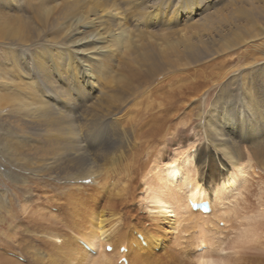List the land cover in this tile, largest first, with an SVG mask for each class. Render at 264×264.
Wrapping results in <instances>:
<instances>
[{
  "label": "bare ground",
  "instance_id": "6f19581e",
  "mask_svg": "<svg viewBox=\"0 0 264 264\" xmlns=\"http://www.w3.org/2000/svg\"><path fill=\"white\" fill-rule=\"evenodd\" d=\"M65 2L61 5L55 2L47 4L48 10L40 16V21L45 18V15L53 12L52 19L50 18L51 26L59 24L66 28H73L80 23L88 25L86 19L93 22L95 21L94 18L100 26L96 31H90L89 35H81L75 41V44L87 41L91 43V46H74L73 49L66 42L58 43L56 46H58L59 52H51L52 59L49 63L41 57L37 59L40 54L32 60L10 57L8 64L13 65L11 72L13 71L16 76L12 77L14 80L13 92L8 93L0 90V120L1 118L10 119V115L3 110L8 105L13 106L15 119H12L8 127H4L7 134L0 139V145L4 146L0 155V173L3 174L4 172L5 176H10L14 184H27L25 182L27 177L18 171L25 164L17 163L24 161V163L29 162L30 164L31 162L33 164V161L36 160L37 163L32 169L47 173V176L57 181V185L63 186V192H65L75 188L81 189L80 184L85 180H94L95 186L103 183L107 178L105 175L107 170L100 160H105L106 156H110L109 161L111 159L114 163L120 161L127 166L129 171L136 169L139 165L140 180L136 183L132 181L124 183L115 193L116 197L115 199L112 198L109 207L112 217L108 223L105 222L104 214L99 211L100 199L96 197L93 202L87 203L82 209L75 211L76 216L79 214L80 218L78 222L80 233L75 232L78 233L75 235L64 230H53V226L57 224L58 216L47 207L34 206L28 208L27 205H22L27 221L32 223L34 227L30 229L29 223L22 225V228L14 225L18 230L6 233L8 236L2 238L5 240L3 245H0V264H27L21 258H26L28 255L34 258L32 264H126L125 262L132 264L136 261V264H177L178 262L180 264H238L231 263L232 260L224 255L227 253L223 246L226 239L223 238L230 231L228 228L226 230V227L231 225L240 229L237 231L234 229L235 231L231 232L234 234L231 235L232 242L237 241L243 244L250 239L252 240L251 245H243L246 248L257 247L253 240L259 238L260 235L253 231L254 226L253 229L251 226H245V222L243 223L240 219L236 218L235 221L238 220L239 222L232 224L233 216L245 211L247 206L246 203L244 204L246 201L244 190L250 188L247 185L244 186V190L239 188L237 195H233L231 199L227 198V195L232 192L237 184L232 177V172L229 173L228 163L232 162L233 164L235 161L245 159L244 149H246L264 168V73L247 75L242 81L240 78V81L233 82L235 84L233 87H227L228 89L224 90L220 97L211 102L205 97L206 99L201 102L199 110L196 111V119H198L196 132L203 133L205 139L203 145H205L204 147L208 146L209 151L212 150L214 155L205 151L204 153L202 146H198L196 157L199 160L197 162L192 153L183 149H176L171 153L169 147L161 150L159 145L150 144L148 147L147 144L146 147L143 146L144 151H150L146 158L139 155L132 157L131 144L138 142L140 137L138 138L137 134H131L133 131L130 128L133 127L136 119H143L144 115H147L148 110L151 109L150 104L138 112L129 110L124 117L125 122L122 123V130L115 138L102 134L101 138H96L93 141L89 135V130L82 133L83 128H78L75 115L63 109V103L59 100L68 96L69 89L58 85L51 71L66 73L74 78L87 76L86 82L71 81L73 89L76 93H80V96L86 87L98 85L96 71L105 69L108 64L107 61H103L104 56L108 54L105 51L114 45L117 51L121 52L122 50L120 57L128 54L124 59L126 66H129V74L123 73L115 78L118 81L117 88L120 89L119 92H121V88H124V90L136 94L143 90L142 83L144 81L150 82L154 76L163 71L161 70L162 62L173 58L171 55L159 53V51L155 53L152 49L146 52L145 49L141 50L137 45H134L126 35L128 32L123 21L117 17L119 16L118 12H115L114 16L110 14L112 0H65ZM252 3L257 5L254 0ZM261 7V11L264 12V4ZM54 8L56 10L52 11ZM243 10V14L249 17V20L255 18L254 11ZM65 20L67 23L61 24ZM227 25V30L235 36L227 33L223 27L217 28V33L220 36L214 41H221L220 44H217V50H225L235 46L245 38V34L247 38L251 37L250 39L255 36L251 34L254 29L252 24H240L237 21V23L233 22V24ZM46 31L47 26L37 25L28 16L23 17L19 13H8L0 10V40H7L14 46L22 44L27 48L28 44L36 45L42 41L39 38ZM211 36L215 37L214 34ZM35 48L38 49L39 53H45L43 47L35 46ZM30 49H23L20 52L25 50L30 52ZM261 51L264 53V50ZM83 52L86 53L88 59H83L82 56L77 58V55L74 54H83ZM259 60L260 58L254 55L251 61L245 64L258 65ZM133 61L137 62L136 66L132 64ZM3 69L4 73L9 71L8 67H3ZM23 77H27V80ZM112 77V70H108L104 77L100 78L107 83ZM30 78L34 79V82L33 80L30 81ZM9 80H11L10 77ZM36 86L45 92L52 91L51 96L54 103L43 97V93L41 95ZM66 99L68 100V98ZM70 100L64 101L68 104V109L74 105L73 101ZM161 102L165 101L161 100ZM108 103V101L96 102L89 111L90 115L93 117L107 115L110 113L106 107ZM160 104L162 111H171L172 107L175 106L173 102ZM155 110L159 111V108ZM23 115L45 125L43 130L34 132L42 139L44 138V143H34L16 137V135L28 134L29 131L24 130L20 124ZM162 116L165 121L169 120V116ZM193 116L195 115H189L190 119ZM111 118L112 124L117 128L119 118L114 115ZM183 123H189V118H186ZM15 124L22 128H16ZM174 125V123L166 122L165 125L158 127L159 133L156 134L160 135L159 138L164 137L163 141L167 146L168 142L173 141L174 143L177 139L170 140L167 135L172 132L171 128ZM110 140L115 145L111 154L110 150L102 151L103 143ZM91 141H93V146ZM88 149H92L90 153L87 152ZM31 154L34 157L26 161V158ZM5 157L9 158L11 167L5 166L3 161ZM216 162L219 164V178L222 181L219 180L218 184L215 185L212 184L211 177L218 175L217 171L214 172L216 168L213 169V173H208L210 177L208 182L204 180L206 179L205 172L199 176H196V173L191 176L182 173L186 171V168L191 170V167L197 163L199 166L204 165L209 170ZM59 181L61 184H58ZM118 197L121 198L118 199ZM204 197L211 199L209 210H204L201 207V209H195L193 202L202 200ZM123 202L137 203L139 210L143 209L146 212L145 215L136 221L130 219V223H128L126 219L128 213L121 211L122 208L119 207V204ZM0 206L1 208L5 206V194L3 192H0ZM262 211L261 215L264 216V209H261ZM261 212L259 210L258 213ZM243 213L247 214V211ZM134 218L133 216L132 219ZM126 224L133 225L135 229ZM223 227H225L224 230H222ZM14 234L18 235L19 241L16 240L17 243L12 245V242L9 241ZM79 237L83 238L81 242L77 240ZM173 237L174 240L170 244L169 241ZM135 238L137 241L133 240ZM118 240L120 242L116 246ZM252 243L255 245L254 247ZM108 244L112 245L109 250L106 248ZM121 245L125 249L122 250ZM168 246H175V248L168 250ZM250 250L247 249V254L250 253ZM20 251L24 253L22 254ZM251 251L253 252V250ZM251 254L248 256L251 257ZM122 256L125 257V260L122 259L119 262ZM261 257V262L264 264V253H261Z\"/></svg>",
  "mask_w": 264,
  "mask_h": 264
},
{
  "label": "rangeland",
  "instance_id": "374dc122",
  "mask_svg": "<svg viewBox=\"0 0 264 264\" xmlns=\"http://www.w3.org/2000/svg\"><path fill=\"white\" fill-rule=\"evenodd\" d=\"M254 1L257 5H253L252 0H112L110 14L113 15L115 12H118L120 17H117L118 19L121 18L120 20L123 21V25L128 32L126 35L134 45H137L141 50L145 49L146 52L152 49L155 53L159 51V53L169 54L173 59L162 62L161 70L163 71L154 76L150 82L144 81L142 83L143 90L135 94L132 91L121 88V92H119L120 89L117 88L118 81L115 78L123 73L129 74V66H126L124 59L128 54L124 57H120L122 56V50L121 52L117 51V48H114L113 45L110 49L105 51L108 53L103 59L104 62H108L105 69L96 71L98 75V85L95 87H86L87 90L84 89L80 96V93H76L73 89L71 81L86 82L88 80L87 76H78L74 78L72 75L66 73L51 71L53 72V74H51L56 80V83L69 89V94L66 98H68V100L71 99L70 101H73L74 105L68 109V104L64 103V101H68L66 98L59 100V102L63 103V109L75 115L78 128H83L81 131L82 133H86V131L89 130V135L93 138V141H95L96 138H101L102 134L115 138L122 130V123L125 122L124 117L129 110L138 112L141 108L150 104L151 109L148 110L147 115H144L145 117L143 116V119H136L135 124L130 128V130L133 131L131 134H137V137H140L138 142L131 144L130 151L132 157L139 155L143 156L142 158H146L150 151H144L143 148L146 147L147 144L148 147L150 144L159 145L161 150L169 147V152L171 153L176 149H183L192 153L197 162L199 160V158L196 157L198 146H202L203 152L213 153L214 155L212 150L209 151L208 146L204 147L205 145H203V143L205 139L203 133L196 132V124L198 122V119H196V111L199 110L201 102L206 98L211 102L220 97L224 90L228 89L227 87H233V85H235L233 84L234 81L238 82L240 78L242 81L247 75L264 73V53L261 51L264 50V12L261 11L264 0ZM54 2L59 5L66 3L65 0H0V10L8 13H19L23 17L28 16L37 25L47 26V31L39 38L42 41L36 45L28 44L27 48L22 44H20V46H14L12 43L7 42V40H0V90L2 92H13L14 80H12V77L16 75L13 71L11 72L13 65L10 66V64H8L10 57L32 60L40 54L37 56V59L41 57V59L49 63L52 59V53L59 52L57 49L58 46H56L58 43L66 42V44L73 49L74 46H91V43L87 41L79 44H75V41L81 35L85 36L90 33V31L93 30L92 32H94L99 28L100 25L95 18L93 22H89V19H86L88 20V25L86 23H80L73 28H66L59 24L51 26L50 21L53 12L47 16L45 15V18L41 20L42 22L40 21V16L42 14L44 15V12L48 10L47 4ZM243 9L254 11L255 18L249 20V17L243 14ZM55 10L54 8L52 11ZM237 21H239L240 24H252L254 29L251 31V34L255 35L254 38H247L245 34V38L235 46L225 50H217V44L221 43L219 40L217 42L214 41V39L220 36V34L217 33V28L223 27L227 33H231L234 37L235 34L227 30V24H233V22L237 23ZM66 23L67 20L63 21L61 24ZM223 32L225 33V31ZM211 34H214L215 37H212ZM43 37L44 39H42ZM35 46L43 47L45 53H39ZM29 48H31L30 52L26 51ZM23 49L26 50L20 52ZM74 54L77 55V58L82 56L83 59H88V56L84 52L83 54ZM254 55L260 58L258 61L260 63L258 65L245 64L246 62H250ZM135 56L137 55L135 54ZM132 64L136 66L137 62L133 61ZM3 67H8L9 71L4 73ZM256 68L257 70L254 71ZM108 70H112L113 77L106 83L101 78L104 77ZM9 77L11 80H9ZM33 77L34 75L32 78ZM32 78L29 80H33L34 82ZM25 80H27V77ZM36 88L41 95L43 93V97L54 103V99L51 96L53 93L52 91L45 92L40 87V89L37 86ZM161 100L165 102H161ZM100 101L109 102L106 107L110 113L105 116L100 115L93 117L90 115L89 111L96 102ZM166 102H173L175 104L171 111L160 110L162 108L160 103ZM154 105L156 106L153 108ZM12 107L13 106L8 105L3 109L5 113L10 115V119L5 120L1 118L0 133L4 135L2 134L1 136L0 134V139L7 134L4 127H8L12 119H15L13 117L15 112L12 110ZM156 108H159V111L155 110ZM112 115L119 118L117 128L112 124ZM162 115L169 116V120L165 121ZM189 115L195 116L190 119L191 117H189ZM186 118H189V123H183ZM181 119L182 121H180ZM166 122L175 124L172 128L170 127L172 132L167 134L170 140L177 138L174 143L173 141L168 142V146L163 141L164 137L159 138L160 135L156 134L159 133L158 127L165 125ZM20 124L24 130L27 129L29 131L27 132L28 134L21 136L16 135V137L24 138V140H30L34 143H44V138L42 139L34 132L43 130L45 125H41L35 120H30L29 117L24 115L23 118H21ZM16 126L18 129L22 128L19 125ZM93 141H91L92 146ZM2 148L4 149V146L1 144L0 155ZM88 148H90V146ZM114 148L115 145L111 140L105 141L102 145V151L105 152L110 150V154ZM91 150L92 149H88L87 152L90 153ZM244 152L246 158L242 159V161H235L233 164L228 161L229 173L232 172V177L237 184L232 192L227 195V198L231 199L233 195H237L239 188L244 190V186L246 185L250 188L249 190H244L246 199L244 204L246 203L247 206L245 209L247 214H244L243 212L245 211H243L242 214L239 213L237 216H233L234 223L232 222V224H237L239 222L238 220L235 221L236 218L240 219L243 223L245 222V226H251V228L254 226L255 229H253V227V231L257 232L260 236L253 240V243L257 245V247L252 243L255 248H246L245 246H248L246 244H250L252 240L250 239V241L244 242L245 244H241L242 242L237 241H235V243L232 242L233 238L231 235L234 234L231 232L240 229L229 225V227H226V230L228 228L230 231L227 232L228 235L225 234L223 238L226 239L223 246L227 253L224 255H227L226 258L232 260L231 263L262 264L261 253H264V216L261 215L263 213L261 209H264V168L261 167L258 161H256L246 149H244ZM32 157H34L33 154L29 155L26 161L28 159L31 160L30 158ZM109 157L110 156H106L105 160H100L101 164L104 165L107 170L105 174L107 178L103 183L95 186L94 180H85L80 184L81 189L75 188L71 190V188H69L71 191L65 192H63V186L57 185V181L47 176V173L42 172L44 174L43 176L41 172L32 169L37 163L35 162L36 160L33 161V164H31V162L30 164L26 162V164L24 161H20V163L16 162L17 164H25L21 167L19 166L20 169H18V171L20 174L27 177L25 181L27 184H14L10 176H5L4 172L3 174L0 173V192L5 194V206L4 208L0 206V245H3L5 240L2 238L8 236H6V233L18 230L14 225H18V228H22V225L29 223L25 217L26 213L22 210V205H27L28 208L34 206L42 208L47 207L59 217H57L58 221L57 224L53 226V230H64L65 232L75 235L80 233V231H78V222L80 218L79 214L76 216L75 211L82 209L85 204L93 202L96 197L100 199L99 211L104 214V218H106L105 222L108 223L109 219L112 217L109 207L111 206L110 203L112 198L114 197L115 199L116 197L115 193L119 191V188L124 183L130 181L136 183L140 180L138 173L140 172L139 165L136 169H130L129 171L127 166L123 165L122 162L118 161L114 163L112 159L109 161ZM3 161L7 168L11 167L8 157H5ZM218 165L219 164L216 162L215 165L208 170L204 165L199 166L197 163V165L191 167V170L186 168V171L182 173L186 176H191L193 173H196V176H199V174L205 172L206 179L204 180L208 182V179H210L208 173H213V169L216 168L214 172L217 171L218 175H212L211 177L213 180L212 184L215 185L218 184L219 180L220 182L222 181V179L219 178ZM183 170H185V168H183ZM17 184L18 186H15ZM58 184H61V181H59ZM120 198L121 197H118V199ZM209 200L211 202L210 197ZM8 204L11 205L7 206ZM119 207L122 208L121 211L128 213L126 217L128 223H130V219L136 221L142 218L146 213L143 209L139 210L138 204L133 202L120 203ZM28 208L27 210L29 211ZM215 208L216 206L214 209ZM259 210L261 213H258ZM133 216L135 217L134 219H132ZM126 225L133 226L131 224ZM28 227L33 229L34 225L29 223ZM133 228L135 229L134 226ZM224 229L225 227L222 228V230ZM130 232L132 233V230H130ZM18 238V235L14 234L9 242H12V245L13 243L16 244L17 241H19ZM81 239L83 238L79 237L77 240L81 242ZM133 240L137 241V238ZM173 240L174 237L169 243L171 244ZM119 242V240L116 241V246L119 245ZM185 242L184 240V243ZM243 245L245 246L243 247ZM174 248L175 246L167 247L168 250H173ZM247 249H251L255 253L250 250V253L247 254ZM257 251H259V253H257ZM23 253L24 252H22V254ZM250 254L251 257L248 256ZM121 259L122 258L119 259V262ZM21 260L27 264H32L34 262V258L29 255L26 256V258H21ZM136 262L133 263L136 264ZM125 263L127 264V262ZM177 264H180V262Z\"/></svg>",
  "mask_w": 264,
  "mask_h": 264
}]
</instances>
